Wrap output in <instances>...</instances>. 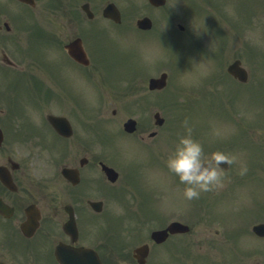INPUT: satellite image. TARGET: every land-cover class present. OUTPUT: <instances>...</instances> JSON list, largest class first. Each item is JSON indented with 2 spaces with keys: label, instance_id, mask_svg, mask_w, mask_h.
Here are the masks:
<instances>
[{
  "label": "flooded vegetation",
  "instance_id": "af4514ba",
  "mask_svg": "<svg viewBox=\"0 0 264 264\" xmlns=\"http://www.w3.org/2000/svg\"><path fill=\"white\" fill-rule=\"evenodd\" d=\"M200 1L0 0V264H244L239 246L207 236L197 262V230L148 227L161 212L134 220L149 202L137 183L171 175L154 163L161 138L139 149L102 112L145 117L150 98L163 102L145 55L192 40ZM106 211L127 225L101 230Z\"/></svg>",
  "mask_w": 264,
  "mask_h": 264
},
{
  "label": "rangeland",
  "instance_id": "374dc122",
  "mask_svg": "<svg viewBox=\"0 0 264 264\" xmlns=\"http://www.w3.org/2000/svg\"><path fill=\"white\" fill-rule=\"evenodd\" d=\"M259 7H264V4L261 3L260 5H246V14L249 15L251 12L252 14H255L256 9ZM262 28L264 29V26H262ZM211 29L223 35L227 47L234 46L232 42L235 39L237 31L243 30L244 36L242 37V39L244 41L246 50L248 49L252 51V54L254 55L258 53H264V36L259 38L256 32H259L260 29L255 28V24L251 17L244 19V22H242L240 28L238 26H234L232 28L231 26H227L223 22H218ZM237 42L238 40L236 41V43ZM246 50L244 49L243 61L245 68L248 70V72H250V83L244 86L240 94L236 95L234 104L238 109H234L239 112L237 117L240 115L241 120L243 119V122L240 124H238L237 122L236 124H233V126L237 127L233 128V130H247L249 132L258 133L263 136L260 137V140H262V143H264V70H257L259 67L263 68L264 63L263 61H255L254 56L249 54V52ZM260 63L262 64L260 65ZM260 78L262 79V84L260 83ZM226 92L227 93H225L221 98H231V95L228 94L227 90ZM118 105L120 106V104ZM111 109V106L106 105L105 110L109 111ZM219 120L220 119L214 120V124L220 125V129L215 130L228 131L230 129L228 128V126L230 124L224 126L222 123L218 122ZM195 125H199V123L195 121ZM247 184L248 186H251L253 184V180H248ZM205 231L206 230H197L195 234L197 243H202V241L198 242L201 237L207 236L212 238V236L206 235Z\"/></svg>",
  "mask_w": 264,
  "mask_h": 264
},
{
  "label": "clouds",
  "instance_id": "9594fccd",
  "mask_svg": "<svg viewBox=\"0 0 264 264\" xmlns=\"http://www.w3.org/2000/svg\"><path fill=\"white\" fill-rule=\"evenodd\" d=\"M151 60V54L145 55ZM184 132L179 134L175 143L165 157V166L182 183V193L187 200L200 196L201 192L219 190L224 184L225 167L221 161L232 163L235 155L221 150L206 152L204 144L192 135V128L185 120ZM246 167L241 168V174Z\"/></svg>",
  "mask_w": 264,
  "mask_h": 264
}]
</instances>
